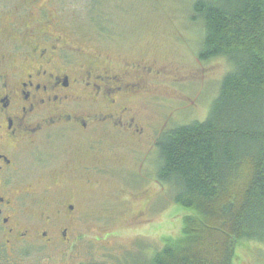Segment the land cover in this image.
Listing matches in <instances>:
<instances>
[{
	"label": "flooded vegetation",
	"instance_id": "flooded-vegetation-1",
	"mask_svg": "<svg viewBox=\"0 0 264 264\" xmlns=\"http://www.w3.org/2000/svg\"><path fill=\"white\" fill-rule=\"evenodd\" d=\"M4 15L0 264H67L69 236L85 219L84 190L115 169L105 155L123 151L121 143L140 160L157 154L166 125L158 129L141 120L134 102L166 98L158 87L170 72L142 62L117 65L100 51L91 53L50 13L32 16L30 24L18 13ZM6 33L13 40L7 42ZM152 174L154 185H164L155 169Z\"/></svg>",
	"mask_w": 264,
	"mask_h": 264
},
{
	"label": "rangeland",
	"instance_id": "rangeland-1",
	"mask_svg": "<svg viewBox=\"0 0 264 264\" xmlns=\"http://www.w3.org/2000/svg\"><path fill=\"white\" fill-rule=\"evenodd\" d=\"M34 1L0 0V12L7 17L18 13L27 24L32 16L50 13L70 40L86 42L91 53L100 51L117 65L151 64L181 78L172 82L167 77L158 87L166 97L160 102H134L141 120L158 129L206 120L230 67L224 59H198L203 28L198 19L190 20L195 0H98L94 8L89 0ZM5 35L7 42L13 40ZM121 145L125 148L116 156L104 157L115 169L99 186L84 190L85 219L69 236L67 264H146L181 236L189 212L173 202L170 187L154 185L158 154L140 160L127 154L130 145ZM233 263L264 264V245L238 243Z\"/></svg>",
	"mask_w": 264,
	"mask_h": 264
},
{
	"label": "trees",
	"instance_id": "trees-1",
	"mask_svg": "<svg viewBox=\"0 0 264 264\" xmlns=\"http://www.w3.org/2000/svg\"><path fill=\"white\" fill-rule=\"evenodd\" d=\"M196 19L198 59L230 69L205 121L156 142L157 178L189 213L180 238L146 264H234L238 243L264 245V0H195Z\"/></svg>",
	"mask_w": 264,
	"mask_h": 264
}]
</instances>
